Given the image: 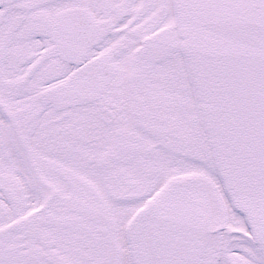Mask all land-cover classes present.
<instances>
[{
	"label": "snow or ice",
	"instance_id": "1",
	"mask_svg": "<svg viewBox=\"0 0 264 264\" xmlns=\"http://www.w3.org/2000/svg\"><path fill=\"white\" fill-rule=\"evenodd\" d=\"M0 264H264V0H0Z\"/></svg>",
	"mask_w": 264,
	"mask_h": 264
}]
</instances>
